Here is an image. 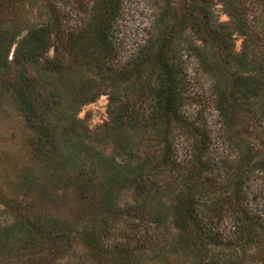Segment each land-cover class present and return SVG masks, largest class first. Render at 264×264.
<instances>
[{
    "label": "trees",
    "instance_id": "obj_1",
    "mask_svg": "<svg viewBox=\"0 0 264 264\" xmlns=\"http://www.w3.org/2000/svg\"><path fill=\"white\" fill-rule=\"evenodd\" d=\"M40 2L31 19L17 11L37 0H0V101L24 121L47 176L108 212L72 230L10 203L0 264L28 251L26 264H61L78 251L80 264L264 262V0ZM216 2L229 22L214 15ZM139 5L140 33L119 37ZM233 32L244 38L239 52ZM103 86L109 147L86 143L77 117ZM189 108L214 117V138Z\"/></svg>",
    "mask_w": 264,
    "mask_h": 264
},
{
    "label": "rangeland",
    "instance_id": "obj_2",
    "mask_svg": "<svg viewBox=\"0 0 264 264\" xmlns=\"http://www.w3.org/2000/svg\"><path fill=\"white\" fill-rule=\"evenodd\" d=\"M71 4L76 6L74 0H71ZM34 5L33 9L27 10V13L23 8L18 9L17 12L25 17H34L35 13L37 14L36 11H38L36 7L41 5L40 0H37V4ZM141 7L142 5H139L137 10L132 9L125 14V19L117 28V31H120L119 37L122 36L125 39H130L140 33L138 24L140 23V19H142V14H140ZM71 8L76 9L75 7ZM68 9L67 7L65 11ZM213 13L220 22H229L230 20L229 15L220 2L214 4ZM24 31H22V34ZM232 37L235 50L237 52L241 51L244 42L243 36L239 32H233ZM14 48L15 46L12 47L9 57H12ZM48 56H54L53 48L49 50ZM107 93L108 89L105 86L101 87L97 96L92 101L83 104L79 108L77 117L91 132V135L89 134L90 138L86 143L91 142L93 145L94 143H100L99 145L106 147L111 145L110 140L105 139L103 136L105 133L102 131L103 127L109 122V96ZM193 112L192 108L187 110L190 118L199 116L197 119L201 117L200 119L206 121L212 129V137L214 138L216 136V121L214 117L209 115L200 116L196 112ZM30 134L24 121L12 104L2 99L0 101V226L4 227L6 223H9L8 219L10 215L7 211L10 207L7 205L10 203L23 204L24 209L31 215L41 216L46 214L50 218L63 221L65 224L67 222V229L70 227V229L75 230L82 227H96L100 225L101 219L103 220L106 217L108 211L98 207L95 200H78L74 197L71 189L64 190L56 180L50 179L47 176L50 170L46 172L45 164L39 163L31 154ZM253 136L257 143L261 142L256 134H253ZM188 147L189 142L186 138L180 137L179 142L176 143L178 156L181 157L182 155L183 157ZM211 154L218 159L221 155V148L218 149L216 154ZM212 155L208 157L210 162L213 160ZM71 172L72 168H69L68 173L70 174ZM68 173L65 175L67 178ZM117 199L119 203H124L126 197L120 195ZM123 228V225H119L115 231ZM19 233L21 232H16V234ZM117 239H119V235ZM80 253L82 252L78 251L75 258H73V255L69 258H64V263L61 264H80ZM30 257L31 252L29 251L23 257L15 252L13 258L2 261L1 264H26L24 261ZM246 263L248 264V262ZM254 264H264V262Z\"/></svg>",
    "mask_w": 264,
    "mask_h": 264
}]
</instances>
